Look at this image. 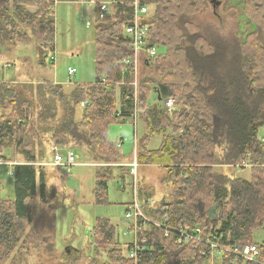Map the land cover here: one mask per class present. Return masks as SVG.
I'll use <instances>...</instances> for the list:
<instances>
[{
  "label": "trees",
  "instance_id": "trees-1",
  "mask_svg": "<svg viewBox=\"0 0 264 264\" xmlns=\"http://www.w3.org/2000/svg\"><path fill=\"white\" fill-rule=\"evenodd\" d=\"M115 1L110 15L94 19V82L75 84L68 92L50 83L69 100L65 122L50 144L73 141L87 147L100 164L119 157L118 143L107 138L108 124L120 121L116 112L126 117L134 108L132 73L121 65L131 54L123 31L132 18L131 0ZM209 1L140 0L151 8L144 21L146 47H155L157 54L140 62L136 104L148 133L136 156L140 163L167 169L171 187L168 198L146 215L155 221L168 216L174 228L190 231L191 239L178 241L174 231L165 235L162 227L149 226L143 234L145 250L133 259L117 247L115 224L98 217L91 229L93 242L106 250L110 264H253L228 251L257 244L255 232L261 228L258 244L264 241V0H245L251 29L229 35L197 22ZM53 6V0H0V45L33 42L43 64L54 47ZM102 79L107 86L100 84ZM16 86L0 82V160L5 159L1 151L20 148L22 137L17 136L29 120V102ZM152 92L159 100L177 97L175 108L168 112L160 104L147 109ZM83 101L87 104L75 120ZM152 134L164 136L157 149L147 150L145 139ZM21 152L26 161L33 160L27 149ZM227 166L249 167V178L226 171ZM12 167L15 198L0 196V264L19 244L51 250L55 213L62 204L57 191L47 189L43 168ZM109 168H96L93 194L98 205L108 203Z\"/></svg>",
  "mask_w": 264,
  "mask_h": 264
},
{
  "label": "rangeland",
  "instance_id": "rangeland-1",
  "mask_svg": "<svg viewBox=\"0 0 264 264\" xmlns=\"http://www.w3.org/2000/svg\"><path fill=\"white\" fill-rule=\"evenodd\" d=\"M244 2L245 0H211V3L209 1L200 12L197 22L201 28L212 27L221 35H229L235 31L249 32L251 27L246 21L248 18L244 13ZM26 8L31 12L34 11L30 5ZM86 8L76 1L55 2L54 13L52 12L55 23L54 49L52 47L47 50L43 64L38 63L33 42L15 45L5 42L0 45V81L24 82L23 84L16 82L15 85L20 87L23 98L29 102L26 130L19 133L21 136H17L18 139L22 137L20 148H17L20 151L27 149L29 153L33 150L43 153L44 149L50 148V141L55 131L65 122L64 109L69 100L61 98L49 82L56 81L62 84L64 91L68 92L75 84H89L95 80L94 30L92 24L86 25L87 19L92 21V17L87 16ZM92 8L90 7L89 10L91 11ZM262 37L264 42L263 33ZM51 55H55L54 63L50 61ZM68 67L76 69L70 81L67 76ZM20 104L26 106L24 103ZM160 104L161 100L155 92H152L147 102V109ZM79 108L76 107L75 120L80 119ZM138 117L136 125L129 121L130 117H127L126 121L117 120L108 124L107 138L111 142L118 143L120 151V161L117 159L114 164L108 165L112 172L107 183L108 203L102 205L95 203L92 190L95 165L82 164L94 162L92 153L85 146L73 147L75 162L78 164L72 166L68 173H64L61 167L54 166L65 174L66 179L65 191H63L66 198L60 197L62 204L55 213L54 247L49 250L44 246L26 248L19 244L5 264H110L106 250L93 242L91 229L98 217L108 218L115 224L116 237L119 241L117 247L121 249L122 255H126L128 242L132 241V235L128 231L132 220L124 216V211L126 202L133 200L134 192L132 175L129 173L130 166L116 163L129 161L131 163L134 152L137 153L138 144L147 136L140 111ZM169 133L168 131L166 134ZM163 136L164 134L149 135L145 139L146 149H157ZM62 145L74 146L73 141ZM15 149H6L3 152L8 155ZM136 162L138 184L135 198L145 211L144 202L149 201L152 206H156L162 198H168L171 187L170 182L166 180L167 169L155 164L142 166L143 163L138 162L137 159ZM226 168L229 169L226 171H233L236 175L249 178V167L227 166ZM2 175L5 178V183L1 186L2 195L12 189L14 193L12 177L8 172ZM47 175L50 181L52 175L50 169ZM207 213L208 216L211 215L210 211ZM262 231L261 228L255 232L257 242L261 239Z\"/></svg>",
  "mask_w": 264,
  "mask_h": 264
},
{
  "label": "built area",
  "instance_id": "built-area-1",
  "mask_svg": "<svg viewBox=\"0 0 264 264\" xmlns=\"http://www.w3.org/2000/svg\"><path fill=\"white\" fill-rule=\"evenodd\" d=\"M79 3L84 4H97L98 5V16L99 18H103L111 14V9L114 4L117 2L115 0H101L96 2L94 0H79ZM132 7V18L128 25L124 27V35L128 39V46L131 50V54L129 57L123 59L121 61V65L132 73V80L130 84L134 90V108L133 111L127 116L130 117L129 121H132L134 124L137 120L139 110L137 108V89H138V77H139V65L140 60L143 55L152 58L156 55L155 47H146L147 40V25L144 23L146 16L148 15V7L140 3V0H131L129 2ZM89 16V15H87ZM93 21L87 19L86 25L90 26ZM51 61H54V56L50 57ZM67 74L69 76V81L72 79L75 74V68L69 67L67 69ZM100 84L107 86L105 80L102 79ZM177 97H167L163 102V107L171 112L177 103ZM87 101L82 102V106L86 105ZM121 119H125L124 116H121V112L119 111L115 115ZM264 141V138H262ZM50 150L52 154V159L50 164L56 167L63 168L66 172H69L70 168L76 165V155L73 153L71 149L66 146L59 145H51ZM245 162H242V165H245ZM123 165V164H119ZM130 166V174L132 175V188L134 192L133 200L126 206L124 216L128 219L132 220L128 231L130 235H132V241L128 243L127 256L129 258L136 259L137 256L145 250L146 238L144 237V230L149 228V226H157L162 227L165 235L171 233V231L175 232L176 239L178 241H186L191 239V232L186 228H174L169 223V217L163 216L161 220L155 221L146 215V212L143 210L144 208L140 205L135 198V192L137 188V162L134 158L133 161L129 164ZM123 188V184H122ZM143 205L146 206V209H151L153 206L148 201V203L144 202ZM219 249H224L222 246H218ZM231 254L241 257L244 261H251L253 264H264V241L259 244H250L245 245L242 248H232L229 249ZM212 253V252H210Z\"/></svg>",
  "mask_w": 264,
  "mask_h": 264
},
{
  "label": "crops",
  "instance_id": "crops-1",
  "mask_svg": "<svg viewBox=\"0 0 264 264\" xmlns=\"http://www.w3.org/2000/svg\"><path fill=\"white\" fill-rule=\"evenodd\" d=\"M54 1V6L52 8L53 10V13H54V8H55V2L57 0H53ZM76 2H78L76 0ZM81 4V3H80ZM87 8H86V12L87 14L92 17V20L95 19L96 17V7L93 5V4H84ZM92 8V10L90 11L89 8ZM35 8L32 6V10H34ZM15 45V44H14ZM54 49V48H53ZM34 53H35V45H34ZM35 56H36V53H35ZM38 60V59H37ZM55 62V61H54ZM53 62V63H54ZM39 63V62H38ZM75 75V74H74ZM68 76V74H67ZM68 80H69V77H68ZM0 82H6V81H0ZM16 82H19L20 84H23L24 82H20V81H17V80H13L11 82H6V83H16ZM49 83H53V84H57V85H61L63 87L62 84L60 83H57L56 81H52V82H49ZM75 84V83H74ZM73 84V85H74ZM73 88V87H72ZM71 88V89H72ZM64 89V87H63ZM79 108V107H78ZM80 109V108H79ZM81 110V109H80ZM81 117V116H80ZM142 121V120H141ZM143 122V121H142ZM137 121L135 122L134 125H136ZM144 124V123H143ZM145 126V124H144ZM146 128V126H145ZM147 130V129H146ZM148 133V131H147ZM162 141V140H161ZM141 142V141H140ZM136 144V143H135ZM74 147H77V146H74ZM73 148V147H72ZM87 148V147H86ZM88 149V148H87ZM135 149V148H134ZM73 150V149H72ZM89 150V149H88ZM51 151L50 148L49 149H44L43 153H38L37 150H33V152H31V155L33 156V160L32 161H26L25 160V157L24 155L22 154V152L18 149H15L13 151H11L8 155L5 154L3 151H1V154L5 157L2 158V160H0V196L1 198H5V199H10V200H13L14 198V193H13V189L12 191H10L9 193H6L5 195H2L1 193V186L5 183V178L3 177L2 174H4L5 172H8L10 173L9 175L12 176V169H13V165L15 164H32L34 165L35 167H41L44 169V173H45V182H46V187L47 189H54L55 191H57V194H59V200L62 199L60 197H65L66 198V195L64 194L63 191H65V184H66V179H65V174H63L58 168H55L54 166H52L51 164H49L50 160H51ZM90 151V150H89ZM91 152V151H90ZM135 153V152H134ZM50 155V157H49ZM92 157H93V160H94V156L92 154ZM134 157V155H133ZM120 158V151H119V157H118V160ZM120 161V160H119ZM130 162V161H129ZM127 162V164L129 163ZM78 164V163H77ZM76 164V165H77ZM82 164H85V165H95V169H94V174H93V177L95 175V172H96V168L99 167L97 164V162H88V163H82ZM123 164H126V163H123ZM144 164H142L143 166ZM146 165V164H145ZM51 170L52 171V175H51V179L50 181L48 180V175H47V171L48 170ZM64 173H66L64 170H63ZM37 180H38V177H37ZM94 180V179H93ZM94 183V182H93ZM93 190V189H92ZM163 199V198H162ZM61 201V200H60ZM128 203V202H126ZM126 231V230H125ZM26 248H30V247H26ZM33 248V247H31ZM8 261H6L5 263H7ZM4 263V264H5Z\"/></svg>",
  "mask_w": 264,
  "mask_h": 264
},
{
  "label": "bare ground",
  "instance_id": "bare-ground-1",
  "mask_svg": "<svg viewBox=\"0 0 264 264\" xmlns=\"http://www.w3.org/2000/svg\"><path fill=\"white\" fill-rule=\"evenodd\" d=\"M13 181V180H12ZM177 223V222H176ZM181 225V224H180ZM191 228V227H190ZM178 244V243H177ZM183 244V243H182ZM184 245V244H183ZM148 250V249H147ZM140 257V256H139ZM138 264V263H137Z\"/></svg>",
  "mask_w": 264,
  "mask_h": 264
}]
</instances>
